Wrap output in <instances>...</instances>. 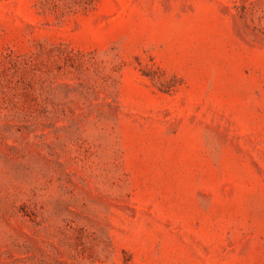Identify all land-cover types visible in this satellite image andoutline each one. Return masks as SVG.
I'll return each mask as SVG.
<instances>
[{
	"label": "rangeland",
	"instance_id": "1",
	"mask_svg": "<svg viewBox=\"0 0 264 264\" xmlns=\"http://www.w3.org/2000/svg\"><path fill=\"white\" fill-rule=\"evenodd\" d=\"M0 264H264V0H0Z\"/></svg>",
	"mask_w": 264,
	"mask_h": 264
}]
</instances>
